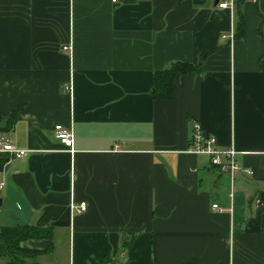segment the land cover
<instances>
[{
  "label": "crops",
  "instance_id": "0c3cea01",
  "mask_svg": "<svg viewBox=\"0 0 264 264\" xmlns=\"http://www.w3.org/2000/svg\"><path fill=\"white\" fill-rule=\"evenodd\" d=\"M225 1L0 0V141L29 151L0 154V227H53L25 261L264 264V0ZM176 61L202 72L155 100ZM196 122L253 175L186 153Z\"/></svg>",
  "mask_w": 264,
  "mask_h": 264
},
{
  "label": "trees",
  "instance_id": "16d2710c",
  "mask_svg": "<svg viewBox=\"0 0 264 264\" xmlns=\"http://www.w3.org/2000/svg\"><path fill=\"white\" fill-rule=\"evenodd\" d=\"M238 17L235 33V38L237 39L241 38L244 32V18L240 11L238 12ZM259 33L264 36L261 27L259 28ZM201 72V66H194L181 61L172 62L168 67L154 72L151 95L155 100H171L174 96L175 79L177 77ZM20 111V109L14 111L10 117L5 119L6 126L3 129L0 128V132L1 130L9 132L13 129ZM4 162L0 161V169ZM30 239L52 240L53 227L42 228L31 225L0 227V259L7 261V264H38L35 261L29 263L25 261V258H35L41 254H48L54 248L52 244L44 251L29 250L21 247L23 241ZM134 239L135 235H123V247L125 249L130 248Z\"/></svg>",
  "mask_w": 264,
  "mask_h": 264
},
{
  "label": "built area",
  "instance_id": "2783aa9c",
  "mask_svg": "<svg viewBox=\"0 0 264 264\" xmlns=\"http://www.w3.org/2000/svg\"><path fill=\"white\" fill-rule=\"evenodd\" d=\"M111 2L116 4L119 2V0H111ZM219 7L221 9H233L234 0L219 3ZM231 37H233L232 32ZM223 38H226V36H223ZM64 49L68 50L69 46L64 47ZM56 130L57 137L63 142V144L67 148L71 149L72 153H74V136L72 131L64 130L60 126L56 127ZM28 152L29 151L27 150L16 148L11 143L0 141V154L8 153L12 157H15L17 159H23L24 157H26ZM186 153L208 157L212 166L219 167L221 171L227 172L232 180H234L235 173L238 171H241L248 176L253 175V171L251 169L243 168L237 162L236 157L238 153L234 149V147H220L217 138L213 135L206 133L197 122L194 123L192 127L191 144L190 147L187 149ZM3 185V183H0V190L2 189ZM71 208L74 211L82 213L87 210V203H73ZM213 208H217V205H214Z\"/></svg>",
  "mask_w": 264,
  "mask_h": 264
},
{
  "label": "water",
  "instance_id": "95a60500",
  "mask_svg": "<svg viewBox=\"0 0 264 264\" xmlns=\"http://www.w3.org/2000/svg\"><path fill=\"white\" fill-rule=\"evenodd\" d=\"M0 206H1V199H0Z\"/></svg>",
  "mask_w": 264,
  "mask_h": 264
},
{
  "label": "rangeland",
  "instance_id": "374dc122",
  "mask_svg": "<svg viewBox=\"0 0 264 264\" xmlns=\"http://www.w3.org/2000/svg\"><path fill=\"white\" fill-rule=\"evenodd\" d=\"M1 261H3V260H1Z\"/></svg>",
  "mask_w": 264,
  "mask_h": 264
}]
</instances>
